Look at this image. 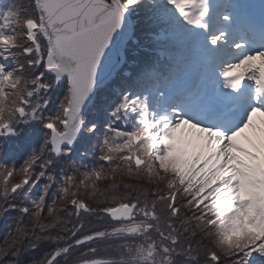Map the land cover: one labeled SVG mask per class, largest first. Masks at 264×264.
Listing matches in <instances>:
<instances>
[{
  "label": "snow or ice",
  "instance_id": "snow-or-ice-1",
  "mask_svg": "<svg viewBox=\"0 0 264 264\" xmlns=\"http://www.w3.org/2000/svg\"><path fill=\"white\" fill-rule=\"evenodd\" d=\"M0 264H264V0H0Z\"/></svg>",
  "mask_w": 264,
  "mask_h": 264
},
{
  "label": "rangeland",
  "instance_id": "rangeland-1",
  "mask_svg": "<svg viewBox=\"0 0 264 264\" xmlns=\"http://www.w3.org/2000/svg\"><path fill=\"white\" fill-rule=\"evenodd\" d=\"M4 3L12 2V0H2Z\"/></svg>",
  "mask_w": 264,
  "mask_h": 264
}]
</instances>
